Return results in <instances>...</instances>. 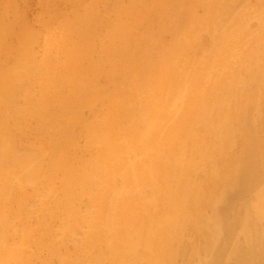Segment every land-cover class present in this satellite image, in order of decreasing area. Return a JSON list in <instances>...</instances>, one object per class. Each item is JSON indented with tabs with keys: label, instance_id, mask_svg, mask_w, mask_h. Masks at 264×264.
I'll return each mask as SVG.
<instances>
[{
	"label": "rangeland",
	"instance_id": "1",
	"mask_svg": "<svg viewBox=\"0 0 264 264\" xmlns=\"http://www.w3.org/2000/svg\"><path fill=\"white\" fill-rule=\"evenodd\" d=\"M0 1V26L8 23L10 27L7 33L0 32V62L4 60L0 66L9 60L19 67L26 63V69L22 66L26 71L19 70L13 82L7 81L11 86H4L19 88L13 91L18 95L5 96L11 101L2 105L0 144L12 136L25 149L52 150L43 180L38 174L34 188L24 182L31 185L28 191L17 186L23 183L24 170L13 164L16 144L11 140L12 147L6 146L7 152L14 151L7 154L8 164L18 172L9 167V174L0 178L4 184L0 182L4 188L0 210L8 220L4 227L0 225V264H45L44 260L46 264H131L132 260L140 264H264V0ZM14 51L21 54L19 60ZM63 77L68 83L61 90ZM82 122L89 123L82 126ZM57 123L62 125L60 131ZM87 126L94 132L76 138L79 128ZM14 177H19L17 182ZM102 177L109 183L102 182ZM84 183L93 187L83 189ZM53 188L59 195L45 216L37 202ZM147 190L156 193L149 202L142 197ZM193 190L205 198L199 204L202 217L195 220L203 233H196L194 220L186 223L190 228L184 225L187 229L172 222L160 230L164 236L159 242L161 233L151 222L157 215L163 220L182 210ZM108 194L116 203L115 227L103 237L82 244V234L73 225H58V203L73 199L71 206L85 211L93 205V212L100 204L110 208L104 203ZM49 224L57 231H45ZM52 235L59 236L53 240ZM50 237L52 244L61 239L62 254L71 253L65 262L50 259ZM161 243H171L177 254L164 258L154 254L158 247L162 250Z\"/></svg>",
	"mask_w": 264,
	"mask_h": 264
},
{
	"label": "bare ground",
	"instance_id": "2",
	"mask_svg": "<svg viewBox=\"0 0 264 264\" xmlns=\"http://www.w3.org/2000/svg\"><path fill=\"white\" fill-rule=\"evenodd\" d=\"M26 1V0H25ZM57 1V0H56ZM1 2V1H0ZM65 2V1H64ZM57 3V2H56ZM124 4H128V3H124ZM120 5V4H119ZM115 6V5H114ZM2 7V6H1ZM117 8V7H116ZM114 10V9H113ZM128 11V10H127ZM121 12V11H120ZM130 12V11H129ZM58 13V12H57ZM1 14V13H0ZM59 14V13H58ZM131 14V13H130ZM73 15H74V13H73ZM135 15V14H134ZM133 15V16H134ZM17 16V15H16ZM127 16H129V15H127ZM18 17V16H17ZM24 17V16H23ZM115 17V16H114ZM2 18V17H1ZM16 18V17H15ZM12 19V18H11ZM114 19V18H113ZM16 20H17V18H16ZM19 20V19H18ZM13 23H14V21H12ZM24 22V21H23ZM22 22V23H23ZM18 23V21L16 22L15 21V25ZM86 23V22H85ZM118 23V22H117ZM130 23V22H129ZM134 23V22H133ZM4 24H6V23H4ZM10 24V23H9ZM12 24V23H11ZM120 24V23H119ZM7 25H8V23H7ZM6 25V26H7ZM35 25V24H34ZM109 25V24H108ZM6 26H0V32H2V33H4L5 34V32H6V30H8V28H10L9 26H8V28L6 27ZM11 26H14V24H12ZM120 26V25H119ZM112 27V26H111ZM121 27V26H120ZM120 27H118L119 28V30H121L122 28H120ZM7 28V29H6ZM13 28V27H12ZM11 28V29H12ZM22 28H23V25H22ZM22 28H20L21 29V31H20V33H19V30H18V35L19 34H21V32H22ZM10 29V30H11ZM25 29V28H24ZM125 29V28H124ZM126 30V29H125ZM128 30V29H127ZM131 30V29H130ZM133 30V29H132ZM5 31V32H4ZM112 31V30H111ZM121 31H124V30H121ZM114 32V31H113ZM112 32V33H113ZM118 32H120V31H118ZM117 32V33H118ZM132 32V31H131ZM7 33V32H6ZM121 33V32H120ZM120 33H118V34H120ZM23 34V33H22ZM116 34V33H115ZM24 35H26L25 33H24ZM24 35H22V36H24ZM121 35V34H120ZM112 36V35H111ZM114 36V35H113ZM116 36V35H115ZM20 37V36H19ZM103 37V36H102ZM117 37H119V36H117ZM7 38V37H6ZM20 39H23V38H21L20 37ZM24 39H26V40H28V38L26 37V36H24ZM23 39V41L22 42H24L25 40ZM30 40V39H29ZM107 40V39H106ZM48 41V40H47ZM19 43V42H18ZM105 43V42H104ZM10 44V43H9ZM28 44V43H27ZM23 45H26V44H24L23 43ZM13 46V45H12ZM27 46V45H26ZM30 46V45H29ZM29 46H28V51L31 49L32 50V47L29 49ZM36 46V45H35ZM18 47V49H19V46H17ZM22 47V46H21ZM23 47H25V46H23ZM120 49H121V47H120ZM13 50H14V48H13ZM17 50V49H16ZM21 50V49H20ZM24 48H22V51H21V53H23V54H25L24 53ZM27 51V50H26ZM10 52H11V54H12V50H10ZM16 54H15V53ZM13 52V54H15V56L13 55V57H12V55L10 54V56H8V57H12V59L11 60H13V58L15 57L17 60H19L20 59V53H18V51H14ZM30 53H32V52H30ZM29 53V54H30ZM18 54H20V55H18ZM29 54H27V55H29ZM6 55H9V54H6ZM108 56V55H107ZM8 57H6V59L8 58ZM27 59V58H26ZM16 60V61H17ZM4 61V60H3ZM3 61H1L0 63L1 64H3ZM5 61H7V60H5ZM20 62V61H19ZM26 62V61H25ZM5 63V62H4ZM16 63H18V62H16ZM19 64V63H18ZM18 64H14V61H13V64L10 62V60L6 63V64H4V65H1L0 66V105H1V111H0V113L2 112V105L5 103V101H7L6 100V98L7 97H5L7 94H10L11 92H13V91H15V89H16V92H17V90H18V88H19V86L18 85H15V86H18V87H14V88H12V90H10V88L9 89H7V86L6 87H4L5 85H9V86H11L10 85V83L9 82H7L8 80L9 81H11V80H13V79H15V78H17L18 77V72H19V70H21L23 67L22 66H24V69H26V67H25V64L26 63H24V64H21L20 66L21 67H19L18 66ZM35 64V63H34ZM40 64H42V63H40ZM60 65V64H59ZM63 66V65H62ZM29 68V67H28ZM27 68V69H28ZM35 70H37V69H35ZM21 71H24L23 69L21 70ZM20 71V72H21ZM26 71V70H25ZM24 71V72H25ZM39 71V70H38ZM37 71V72H38ZM23 74V73H22ZM25 74V73H24ZM30 75H31V73H29ZM37 74V73H36ZM35 74V75H36ZM30 75H28V76H30ZM38 75V74H37ZM25 76V75H24ZM26 76H27V73H26ZM35 77H37V79H38V76H35ZM60 77V76H59ZM58 77V78H59ZM26 79V78H25ZM24 79V80H25ZM29 79V78H28ZM27 79V80H28ZM30 79H31V77H30ZM14 81V80H13ZM13 81H11V82H13ZM26 81V80H25ZM61 83H60V87H58V88H61V90H64L65 89V85L68 83H66L65 81H64V77L63 78H61L60 80H59ZM28 82V81H27ZM31 82V81H30ZM70 82V81H69ZM7 83V84H6ZM9 83V84H8ZM22 84V83H21ZM23 85V84H22ZM21 85V86H22ZM31 86H32V83H31ZM30 89H31V87H30ZM41 89H42V87H41ZM32 90V89H31ZM38 91V90H37ZM60 91V90H59ZM10 92V93H9ZM16 92H13V93H16ZM54 92V91H53ZM29 93V92H28ZM33 92H31V94H32ZM17 94V93H16ZM15 94V95H16ZM226 94L227 93H225V96H226ZM18 95V94H17ZM9 96V95H8ZM10 96H11V94H10ZM41 96V95H40ZM12 97H14V95L12 94ZM16 97V96H15ZM36 97H37V93H36ZM49 97V96H48ZM110 97V96H109ZM133 97V96H132ZM27 98V100H28V97H26ZM30 98V97H29ZM40 98V97H39ZM50 98V97H49ZM43 99V98H42ZM27 100H25V101H27ZM30 100H31V98H30ZM44 100V99H43ZM42 100V101H43ZM101 100V99H100ZM9 101H11V100H9ZM9 101H7V103L9 102ZM37 101H38V99H37ZM41 101V100H40ZM127 101V100H126ZM210 101V100H209ZM15 102H17V101H15ZM48 102V101H47ZM130 102V101H129ZM6 103V104H7ZM45 103V102H44ZM43 103V105H44V107H45V105L46 104H44ZM81 103H84L82 100L80 101V105H83V104H81ZM126 103H128V102H126ZM29 104V103H28ZM40 104H42V103H40ZM54 104V103H53ZM90 104V103H89ZM93 104V103H92ZM123 104V103H122ZM130 104V103H129ZM14 104H12V105H10V106H13ZM33 105V104H32ZM50 105V104H49ZM8 106V105H7ZM19 106V105H18ZM47 106V105H46ZM122 106H124V105H122ZM51 107H52V105H51ZM50 107V108H51ZM105 107V106H104ZM7 108V107H6ZM13 108H14V106H13ZM16 108V107H15ZM14 108V109H15ZM8 109H9V106H8ZM14 109H12V110H14ZM19 110H21L20 108H18ZM37 109V108H36ZM102 109V108H101ZM51 110H52V108H51ZM55 110V109H54ZM110 110V109H109ZM23 111V110H22ZM89 110H87V112H88ZM100 111V110H99ZM5 112V111H4ZM7 112H9V111H7ZM14 112V111H13ZM21 112V111H20ZM53 112V111H52ZM231 112V111H230ZM12 115H14V113H12V112H10ZM16 113V112H15ZM86 113V112H85ZM92 113H94V112H92ZM97 113H99V112H97ZM127 113V112H126ZM214 113V112H213ZM2 114H3V112H2ZM2 114H0V116L2 117ZM9 114V113H8ZM11 114H10V117H11ZM21 114V113H20ZM20 114H17L16 113V115H20ZM128 114V113H127ZM130 114V113H129ZM24 115V114H23ZM50 115V114H49ZM57 115H59V114H57ZM105 115V114H104ZM121 115V114H120ZM122 115H124L123 114V112H122ZM21 116V115H20ZM25 116V115H24ZM103 116V115H102ZM106 116V115H105ZM117 116H118V114H117ZM126 116H128V115H126ZM137 115H135V117H136ZM0 117V118H1ZM13 117V116H12ZM26 117V116H25ZM59 117V116H58ZM112 117H114V115L112 116ZM116 117V116H115ZM135 117H134V119H135ZM3 118H4V116L2 117V120H3ZM8 118V117H7ZM17 118H20V117H17ZM105 118V117H104ZM116 118H118V117H116ZM120 118V117H119ZM118 118V119H119ZM8 119H10V118H8ZM12 119V118H11ZM16 119V117L14 116V120ZM21 119V118H20ZM46 119V118H45ZM54 119V118H53ZM117 119V120H118ZM133 119V120H134ZM18 120L19 119H17V120H15L16 121V123H15V121L13 122V123H15L17 126H19V124L18 123H21V122H18ZM22 120V119H21ZM27 120H29V117L27 118ZM83 120H84V118H83ZM132 120V121H133ZM137 120V119H136ZM9 121V120H8ZM12 121V120H11ZM61 121V120H60ZM60 121H59V124H60ZM119 121V120H118ZM23 122H25V121H23ZM23 122H22V124H23ZM58 122V121H57ZM92 122V121H91ZM90 122V123H91ZM99 122H101V121H99ZM113 122V121H112ZM1 123V122H0ZM9 123H10V121H9ZM84 123H85V125H84ZM82 122L81 124H82V126L84 125V126H86V124L87 123H89V122ZM133 123V122H132ZM3 124V123H2ZM12 124V123H11ZM26 124V123H25ZM25 124L24 125H21V127H24L25 128ZM42 124H44V123H42ZM58 124V123H57ZM59 124H58V126H59ZM107 126H108V123L106 122L105 123ZM110 124H111V121H110ZM109 124V125H110ZM232 124V123H231ZM9 125V124H8ZM15 125V126H16ZM38 125V124H37ZM92 125V124H91ZM103 125V124H102ZM4 126V125H3ZM15 126H14V128H15ZM43 126V125H42ZM47 126V125H46ZM58 126L56 127V129L58 128ZM62 126V125H61ZM61 126H59V128H58V130L60 131V127ZM99 126V125H98ZM97 126V127H98ZM104 126L105 125H103L102 126V129L104 128ZM111 126H113V124L111 125ZM119 126H124V124H119ZM20 127V126H19ZM39 127V126H38ZM44 127V126H43ZM93 127V126H92ZM114 127V126H113ZM6 128L7 127H5V130H6ZM41 128V127H40ZM99 128V127H98ZM106 128V127H105ZM22 129V128H21ZM33 129V128H32ZM37 130H39V128H36ZM79 129H81L80 130V132L77 134V136H76V138H78V137H80L81 135H86V136H88L87 134H89V133H91V130L93 129V128H88V126H87V128L86 129H83V128H79ZM109 129V128H108ZM1 130V129H0ZM11 130V129H10ZM16 130V129H15ZM26 130V129H25ZM24 130V131H25ZM84 132H83V131ZM96 130H98V129H96ZM112 130V129H111ZM115 130V129H114ZM127 130V129H126ZM2 131V130H1ZM24 131L23 130H21V133L23 134L24 133ZM35 131V130H34ZM48 131H49V129H48ZM52 130H50L49 132H51ZM82 131V132H81ZM93 131V130H92ZM101 131H104V130H101ZM10 132V131H9ZM9 132H5V133H9ZM13 132H14V130H13ZM26 132V131H25ZM38 132V131H37ZM44 132V131H43ZM94 132V131H93ZM126 132H128V131H126ZM4 133V134H5ZM14 133H17V131L16 132H14ZM42 133V132H41ZM105 133H106V131H105ZM112 133H114V132H112ZM32 134H33V131H32ZM38 134H40L39 132H38ZM54 134V133H53ZM92 134V133H91ZM90 134V135H91ZM102 134V133H101ZM10 135H12V134H10ZM15 135H17L18 136V134H15ZM20 135V134H19ZM36 135H37V133H36ZM59 135L60 134H57L56 136H55V138H58L59 137ZM115 135V134H114ZM134 135V134H133ZM1 136H3V134L1 133V135H0V138H1ZM96 136V135H95ZM94 135H93V137H95ZM100 136V138H101V135H99ZM5 137H6V135H5ZM8 137H9V135H8ZM12 137V136H11ZM9 138V139H7L8 141H6L7 143L5 144V145H2V144H0V178L2 179V177H6V173H8L9 174V172H8V170H9V167H10V163L8 162V159L9 158H7V154H11V153H8L7 152V148H8V146H7V144H8V142L10 141L11 142V140H12V138ZM16 137V136H15ZM28 137V136H27ZM39 137V136H38ZM46 137H48V135L46 136ZM92 137V136H91ZM107 137V136H106ZM117 137V136H116ZM115 137V138H116ZM124 137V136H123ZM7 138V137H6ZM34 138V137H33ZM96 138V137H95ZM104 138H105V135H104ZM107 138H110V137H107ZM233 138H235L234 136H233ZM27 139V138H26ZM39 139V138H38ZM52 139V138H51ZM50 139V140H51ZM98 139V138H97ZM96 139V140H97ZM113 139V138H112ZM135 139V138H134ZM180 139V138H179ZM231 139V138H230ZM14 140V139H13ZM13 140H12V142H13ZM42 140V139H41ZM46 140V139H45ZM53 140V139H52ZM89 140V139H88ZM117 140V139H116ZM116 140H114V141H116ZM1 141V140H0ZM16 141V140H15ZM14 141V142H15ZM47 141V140H46ZM58 141V139H56V142ZM104 141H106V140H104ZM114 141H113V143H114ZM132 141V140H131ZM13 142V144L15 145L16 144V142L14 143ZM45 142V141H44ZM48 142V141H47ZM93 142V141H92ZM97 142V141H96ZM112 142V141H111ZM179 142V141H178ZM221 142V141H220ZM229 142H232V141H229ZM42 143V142H41ZM53 143H54V141H53ZM119 143V142H118ZM18 144V143H17ZM16 144V146L15 147H12L11 145H9L10 147L9 148H13L12 150H14L15 151V149H16V151H15V156H13L12 154V159H13V157H15V160L13 161L14 163L13 164H15V166H16V168H17V166L19 167V168H21L22 169V171L24 172V180H23V183L21 182V184H20V182H18L17 183V186L19 187H17V186H15V188L17 189H21V188H26V187H28V186H26L25 184H33V188L35 187L34 186V181H35V179H36V177H37V179H38V174H40V179L41 180H43L41 177V175H45V172H43V170L45 171L46 170V166H44L45 165V163H46V159L49 157V154L51 153V149H49V147L47 148H42L43 150H36V151H34V150H32V148L31 149H29L28 147H27V149H25L26 148V146H25V148H23L22 146H19V145H17ZM37 144V143H36ZM35 144V145H36ZM88 144H89V142H88ZM93 144V143H92ZM96 144V143H95ZM227 144V143H226ZM27 145V144H26ZM47 145V144H46ZM90 145V144H89ZM94 145V144H93ZM122 145V144H121ZM128 145V144H127ZM130 145H132V144H130ZM6 146H7V148H6ZM19 146V147H18ZM52 146V145H51ZM91 146V145H90ZM226 146H228V145H226ZM17 147L20 149L21 147L24 149V150H17ZM45 147V146H44ZM84 147H86V144H85V146ZM130 147H132V146H130ZM15 148V149H14ZM34 148V147H33ZM100 148V147H99ZM114 148V147H113ZM118 149V148H117ZM85 150V149H84ZM83 150V151H84ZM101 150V149H100ZM128 151H129V149H127ZM186 150H187V148H186ZM14 151H10V152H14ZM88 151V150H87ZM121 151H123V150H121ZM175 151V150H174ZM130 152V151H129ZM185 152V151H184ZM228 153H229V151H228ZM85 154V153H84ZM85 155H87V154H85ZM84 155V157H86ZM92 155V154H91ZM88 156H90V155H88ZM106 156V155H105ZM11 157V156H10ZM67 157H69V156H67ZM182 157V156H181ZM91 158L92 157H90V161H92L91 160ZM106 158V157H105ZM125 158H126V156H125ZM128 158V157H127ZM163 158V157H162ZM183 158V157H182ZM68 159V158H67ZM86 159H87V157H86ZM85 159V160H86ZM83 160H84V158H83ZM146 160V159H145ZM180 160H181V158H180ZM89 161V160H88ZM89 161V163H87V165H88V167H91V164H92V162H90ZM109 161V160H108ZM182 161V160H181ZM93 162H94V160H93ZM100 162H102L103 163V161H100ZM9 163V164H8ZM12 165V164H11ZM93 165V164H92ZM159 165V164H158ZM86 166V165H85ZM104 166V165H103ZM171 166L172 165H170V168L169 169H171ZM250 166V165H249ZM161 167V166H160ZM217 167V166H216ZM248 167V166H247ZM251 167V166H250ZM11 169L12 168H14L13 166L12 167H10ZM92 168V167H91ZM109 168H110V166H109ZM117 169H119V168H117ZM13 170V169H12ZM12 170H10V171H12ZM15 171H17L16 169H14ZM13 170V173L15 172ZM48 170V169H47ZM121 170V169H120ZM214 170V169H213ZM246 170H247V168H246ZM50 171V170H49ZM93 171V170H92ZM118 171V173H119V170H117ZM18 172V171H17ZM16 172V173H17ZM19 172H20V170H19ZM41 172H43V173H41ZM133 172V171H132ZM167 172H169V171H167ZM166 172V173H167ZM216 172H217V170H216ZM22 173V172H21ZM117 173V174H118ZM172 173V172H171ZM168 174V173H167ZM213 174H215V173H213ZM217 174V173H216ZM216 174H215V176H216ZM247 174H248V172H247ZM11 175V174H10ZM13 175H15V174H13ZM22 175V174H21ZM21 175H19V173H18V176L21 178ZM172 175V174H171ZM107 176V175H106ZM112 176H115L114 174L112 175ZM117 176V175H116ZM115 176V177H116ZM165 176V175H164ZM8 177L10 178V179H8V182H11V181H9V180H11V179H13V178H11V176H9L8 175ZM13 177V176H12ZM19 177H14L15 178V180H16V182L18 181L17 179L19 178ZM50 177V176H49ZM62 177H64V176H62ZM110 177V175H108V178ZM167 177V176H166ZM168 177H169V175H168ZM167 177V179H169ZM23 178V177H22ZM101 178V177H100ZM108 178H106V177H102V182H106L105 184H107V183H109L106 179H108ZM113 178V177H112ZM112 178L110 177V179L112 180ZM170 178H171V176H170ZM1 179H0V182H1ZM37 179H36V181H37ZM48 179H50V178H48ZM57 179V178H56ZM104 179H105V181H104ZM99 180V179H98ZM101 180V179H100ZM12 181H14V180H12ZM62 181V180H61ZM172 181V180H171ZM3 182L5 183V181H4V178H3ZM15 182V183H16ZM24 182H25V184H24ZM37 182H39V181H37ZM36 182V183H37ZM66 182V180L64 181V183ZM2 183V182H1ZM62 183V182H61ZM63 183V184H64ZM88 184H89V182H87ZM94 183V182H93ZM97 183V182H96ZM197 183V182H196ZM3 184V183H2ZM12 184H14L13 182L10 184L11 186H12ZM22 184H24V185H22ZM85 185L83 186V189H86V188H89V187H91V185H87L86 183H84ZM104 184V183H103ZM10 185H8V186H10ZM38 185V184H37ZM83 185V184H82ZM101 185V184H100ZM124 185V184H123ZM1 186V185H0ZM11 186H10V188H11ZM25 186V187H24ZM31 186V185H30ZM29 186V187H30ZM103 186V185H102ZM3 187H4V184H3ZM3 187H0V197L2 198V196L4 195V188ZM93 187V186H92ZM91 187V188H92ZM98 187V186H97ZM121 187H123L122 185H121ZM197 187H198V185H197ZM55 188V187H54ZM53 188V190H50V191H48L49 193L44 197V199L42 200V201H39L38 200V202H37V208L40 210V213L42 212V213H47V214H45V216H47L48 215V213H49V209H50V207H51V202H53V200H55L56 199V197L59 195L58 193H57V190H55ZM95 188V187H94ZM102 188V187H101ZM107 188V187H106ZM164 188V187H163ZM202 188V187H201ZM6 189V188H5ZM8 189V188H7ZM12 189H13V187H12ZM12 189H8V190H12ZM27 189V188H26ZM204 189V188H203ZM28 190V189H27ZM31 190V189H30ZM120 190V189H119ZM119 190H118V192H119ZM155 190V189H154ZM154 190H147V192L145 193V194H142L143 196V200L145 201V202H149V201H152L153 199H155L156 198V193H154L153 191ZM21 191V190H20ZM29 191V190H28ZM121 191V190H120ZM153 193H152V192ZM10 192V191H9ZM169 193H170V191H168ZM16 193V192H15ZM23 193V192H22ZM33 193H34V190H33ZM7 194V193H6ZM10 194V197H12L11 195H13V194H11V193H9ZM17 194V193H16ZM30 194V193H29ZM36 194V193H35ZM58 194V195H57ZM105 194H107V193H105ZM104 193H103V195H105ZM120 194V193H119ZM114 195H116V194H114ZM118 195V194H117ZM206 195V194H205ZM6 196V195H5ZM9 196V195H8ZM14 196V195H13ZM15 196H17V195H15ZM30 196V195H29ZM102 197H104V196H102ZM0 198V199H1ZM14 198V197H13ZM139 198H140V196H139ZM203 199H205L204 198V194H202V192L200 193L199 191H194L193 190V192H192V194L189 196V197H187L186 198V201H185V203H184V208L182 209V210H178L177 211V213H173L170 217H168V216H166L165 218H163V220H162V218L159 216V215H157L155 218L156 219H153V222H151V225L152 226H156V232H159V233H163L162 231H160V230H164L163 228L169 223V225L172 223V222H174V223H176V224H178V227H183L186 223H188V221H195V220H197L196 218L198 217V215H200L201 216V213L199 214V211H203L202 209L200 210V207H202V206H200L199 207V204L200 205H202L200 202H202V200ZM8 200H10V198L8 199ZM14 200H16V199H14ZM41 200V199H40ZM73 199H71V200H67V201H65V202H62V203H58L57 204V206H58V208H59V210L61 211L60 212V222L58 223V225L60 224V225H63L64 227L66 226V225H68V228H69V225H73L74 227H72L73 229H76V231H77V229H78V232H79V234H82V241H80L79 240V242H82V244H86V245H90L91 244V240L94 238V240H98L99 238H100V236H102L103 237V235H104V233H106V231H108V232H110L112 229H111V226H114L113 225V222H114V220L112 219L113 217H114V214H115V212H116V203L114 202V200L115 199H112V197H111V195H106L105 197H104V203L107 205V206H109L110 208L108 209V208H105L104 206H102V207H100L101 206V204H100V206H99V209H95V211L93 210V212L91 211V209H93L92 208V206L89 208V207H86V210L84 211V209L83 208H80V209H82V210H79V208L78 207H73V206H71V203H73V201H72ZM3 201H4V197H3ZM16 201H18V200H16ZM84 201H85V199H84ZM96 201H97V199H96ZM101 201H103V200H101ZM100 201V202H101ZM2 202V199L0 200V203ZM11 201H9V203H10ZM3 203V202H2ZM5 203V202H4ZM90 203V202H89ZM98 203V202H97ZM102 204H103V202H101ZM205 203V202H204ZM10 204H12V203H10ZM31 204V203H30ZM208 204V203H207ZM97 205V204H96ZM95 205V206H96ZM27 206V205H26ZM1 207V206H0ZM8 208H9V204H8V206H7ZM6 207V208H7ZM199 207V208H198ZM206 207H208V206H206ZM3 208V207H2ZM1 208V209H2ZM34 208H35V203H34ZM57 208V209H58ZM206 209V208H205ZM6 210V209H5ZM14 210V209H13ZM31 211H32V208L30 209ZM38 210V211H39ZM7 211V210H6ZM12 211V210H11ZM27 211V210H26ZM25 211V212H26ZM36 211V210H35ZM33 212V213H36V212ZM53 210H51L50 212H52ZM86 211H88V212H86ZM124 212V211H123ZM53 213V212H52ZM159 213V212H158ZM8 215H10L9 214V212L7 213ZM121 214V213H120ZM157 214V213H156ZM4 215V213H1V210H0V225L2 226V227H4L3 226V222H5V221H7L8 222V220L7 219H5V216H3ZM11 215H12V213H11ZM10 215V216H11ZM30 215V214H29ZM36 215V214H35ZM40 215V214H39ZM86 215H88V216H90L91 217V219L90 220H87V219H85V217H86ZM14 216H16L17 217V215L15 214ZM37 216V215H36ZM35 216V217H36ZM42 216V215H41ZM51 216V215H50ZM132 216V215H131ZM163 216V215H162ZM199 216V217H200ZM12 217V216H11ZM28 217V216H27ZM26 217V218H27ZM39 217V216H38ZM54 217V216H53ZM117 217H119V216H117ZM126 217V216H125ZM190 217H192V218H194V219H190ZM202 217V216H201ZM8 218V217H7ZM29 218V217H28ZM46 218V217H45ZM48 218V220H49V217H47ZM12 219V218H11ZM53 219V218H52ZM24 220V219H23ZM25 220H27V219H25ZM34 220H35V218H34ZM46 220V219H45ZM126 220V219H125ZM29 221V220H28ZM50 221V220H49ZM113 221V222H112ZM162 221H164L165 223H163ZM201 221V220H200ZM199 221V222H200ZM12 222V221H11ZM22 222V221H21ZM51 223L53 222V221H50ZM196 222V221H195ZM50 223V224H51ZM192 223V222H191ZM194 223V222H193ZM192 223V224H193ZM197 223V222H196ZM9 224H10V221H9ZM15 224V223H14ZM43 224V223H42ZM48 224V223H47ZM50 224H49V226L45 229V231H57V230H55L54 228H52V226H50ZM54 224V223H53ZM198 224H200V223H197L196 224V229L198 228V232H196V233H203V232H201V230H200V228L199 227H197V226H199ZM11 225V224H10ZM10 225L8 226V227H10ZM16 225V224H15ZM18 225H20V222H19V224ZM46 225V224H45ZM181 225V226H180ZM193 225H195V224H193ZM1 226H0V228H1ZM13 226V225H12ZM37 226H39V225H37ZM186 226L187 227H189L188 226V224H186ZM186 226H184L185 227V229H187L186 228ZM200 226H201V224H200ZM14 227V226H13ZM62 227V226H61ZM63 227V228H64ZM86 227H87V229H86ZM115 227V226H114ZM194 227V226H193ZM12 228V227H11ZM18 228V227H17ZM20 228V227H19ZM18 228V229H19ZM181 228H177V230L179 229H181ZM190 228V227H189ZM5 229V228H4ZM7 229V228H6ZM10 229V228H9ZM13 229V228H12ZM16 229V228H15ZM62 229V228H61ZM86 229V230H85ZM194 229V228H193ZM201 229H202V227H201ZM32 230V229H31ZM42 230V229H41ZM65 230V229H64ZM124 230V229H123ZM169 230V229H168ZM167 230V231H168ZM181 230H183V229H181ZM202 230H204V228L202 229ZM206 230V229H205ZM204 230V231H205ZM166 231V232H167ZM189 232V229L188 230H185V232ZM192 230H190V232H191ZM5 232V231H4ZM7 232H9L8 230H7ZM15 232V231H14ZM13 232V233H14ZM192 232H194V231H192ZM192 232H191V235H192ZM6 233V232H5ZM64 233V232H63ZM137 233H138V231H137ZM143 233H145V232H143ZM42 234V233H41ZM44 234V233H43ZM51 234H54V233H52L51 232ZM108 234V233H107ZM146 234V233H145ZM159 235L160 236V240H159V242H161V238L164 236V234H162V235ZM190 234V233H189ZM194 234V233H193ZM11 235H13V234H11ZM11 235H9V237L11 236ZM14 235H16V233H14ZM13 235V236H14ZM50 235V234H49ZM196 236H197V234H195ZM57 236H59V235H57ZM57 236H55V237H57ZM109 236V235H108ZM122 236H123V234H122ZM121 236V237H122ZM189 236V235H188ZM195 236V237H196ZM199 237L201 236V234L200 235H198ZM8 237V238H9ZM33 237V236H32ZM48 237V236H47ZM52 239L54 240V235H52ZM60 237H62L63 238V236H60ZM96 237V238H95ZM119 237V240H118V242H121V240H120V236H118ZM4 238V237H3ZM37 238H38V236H37ZM65 238V237H64ZM106 238H108V237H106ZM10 239H11V237H10ZM41 239H43V238H41ZM47 239V238H46ZM2 240H4V239H2ZM43 240H45V239H43ZM49 242H50V244L51 245H53V247H51V248H49L48 250L50 251V252H48V253H50L49 255H50V259L52 260V262H55L54 261V259L57 261V262H65L66 261V259L68 258V256H69V250H68V252L66 253V254H62L61 253V248L59 249V244H60V242H62V241H60L59 239V241L56 239L55 240V242L52 244L51 243V237L49 238ZM63 240V239H62ZM38 241H42V240H39L38 239ZM46 241V240H45ZM65 241V240H64ZM112 241H113V239H112V237L111 236H109V239H108V243L109 244H111L112 243ZM184 241V240H183ZM19 242V241H18ZM93 242V241H92ZM180 242V241H179ZM178 242V243H179ZM24 243V242H23ZM182 243V242H181ZM28 244H29V242H28ZM65 244H67V243H65ZM64 244V242H63V245H65ZM30 245V244H29ZM92 245H94V244H92ZM161 245L163 246L162 247V250H160L159 249V247L155 250V252H154V254L155 253H158V254H161V256L164 258V257H169V256H171V255H175V254H177V251L176 250H174L173 249V247L172 246H169V245H171V243H169V244H167V243H161ZM66 246V245H65ZM77 246V245H76ZM95 246V245H94ZM118 246H119V243H118ZM176 246L178 247V245L176 244ZM41 247H43V246H41ZM121 247V246H120ZM183 246H181L180 247V249L182 248ZM46 248V247H45ZM75 248V247H74ZM96 248V247H95ZM94 248V249H95ZM124 248V247H123ZM67 249H69V248H67ZM71 249V248H70ZM75 249H77V248H75ZM178 249V248H177ZM183 249V248H182ZM40 250H41V248H40ZM44 250H46V249H44ZM43 250V251H44ZM64 250H65V248H64ZM74 249H72V251L71 252H74L73 251ZM78 250V249H77ZM118 250V249H117ZM120 250V249H119ZM124 250V249H123ZM76 251V250H75ZM139 251H140V249H139ZM143 251H144V249H143ZM180 251V250H179ZM141 252V251H140ZM139 252V253H140ZM145 252V251H144ZM143 252V253H144ZM151 253V252H150ZM190 253V252H189ZM39 254V253H38ZM141 254H142V252H141ZM140 254V255H141ZM145 254V253H144ZM46 255H47V252H46ZM70 255H71V253H70ZM72 255H73V253H72ZM99 255H101V254H99ZM179 255H180V253H179ZM48 256V255H47ZM144 255H142V257H143ZM146 256H147V252H146ZM146 256H144V257H146ZM178 256V255H177ZM177 256H174L175 257V260L177 259ZM37 257L38 258H40V257H42L41 255H37ZM70 257V256H69ZM148 257V256H147ZM35 258H36V256H35ZM34 258V259H35ZM52 258H54V259H52ZM121 260L123 261V256L121 255ZM147 259V258H146ZM65 260V261H64ZM89 260H90V257H89ZM88 260V261H89ZM93 260V259H92ZM168 260H170L169 258H168ZM37 261V260H36ZM40 261H41V258H40ZM120 260H118V262H119ZM121 261V262H122ZM157 261V260H156ZM166 261H167V259H166ZM177 261V260H176ZM68 262V261H67ZM82 262V261H81ZM43 263H45L46 264V261L44 260L43 261ZM99 263H101V262H99ZM147 263V262H146ZM170 263V262H169ZM119 264V263H118ZM122 264V263H121ZM131 264H140V262L139 261H136V260H132V263ZM161 264V263H160Z\"/></svg>",
	"mask_w": 264,
	"mask_h": 264
}]
</instances>
